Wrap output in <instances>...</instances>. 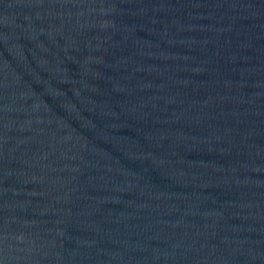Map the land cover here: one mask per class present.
I'll use <instances>...</instances> for the list:
<instances>
[{"label": "water", "instance_id": "95a60500", "mask_svg": "<svg viewBox=\"0 0 264 264\" xmlns=\"http://www.w3.org/2000/svg\"><path fill=\"white\" fill-rule=\"evenodd\" d=\"M0 264H264V0H0Z\"/></svg>", "mask_w": 264, "mask_h": 264}]
</instances>
